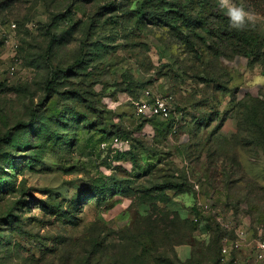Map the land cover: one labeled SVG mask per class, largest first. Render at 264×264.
<instances>
[{
  "label": "rangeland",
  "instance_id": "374dc122",
  "mask_svg": "<svg viewBox=\"0 0 264 264\" xmlns=\"http://www.w3.org/2000/svg\"><path fill=\"white\" fill-rule=\"evenodd\" d=\"M221 4L0 0V264H264V0Z\"/></svg>",
  "mask_w": 264,
  "mask_h": 264
},
{
  "label": "built area",
  "instance_id": "2783aa9c",
  "mask_svg": "<svg viewBox=\"0 0 264 264\" xmlns=\"http://www.w3.org/2000/svg\"><path fill=\"white\" fill-rule=\"evenodd\" d=\"M148 91H145V94L148 95ZM170 107L168 104V101L165 98L156 97L152 99H141L136 107V113L139 116H161L163 118H166L169 115ZM114 144L117 146L121 142L118 141L117 138L114 139ZM198 216L194 215L192 220L194 222L198 221ZM222 225V224H221ZM226 228H233L235 239L231 241V248H239L242 244V241L246 237V231L241 227H232L229 224H224ZM258 237L255 241V251H254V257L256 260L260 261L264 259V226H260L258 229ZM227 251V248L225 247L223 249V252L225 253Z\"/></svg>",
  "mask_w": 264,
  "mask_h": 264
},
{
  "label": "trees",
  "instance_id": "16d2710c",
  "mask_svg": "<svg viewBox=\"0 0 264 264\" xmlns=\"http://www.w3.org/2000/svg\"><path fill=\"white\" fill-rule=\"evenodd\" d=\"M228 27H231V28H228ZM222 28H223V31H225V34L227 33L228 35H233L231 37L232 38H237L238 40H241V39L245 40V35L244 34H248L249 33V36H250L249 39H251L250 42H249V45L252 46V44H253L252 42H255L256 45H259V47L261 46L260 45L261 44L260 43V38L258 36H256V35H251V32L250 31L248 32L249 29L247 27L238 28V26H235L234 24L233 25H231V24L226 25V23L225 24L223 23L222 24ZM53 41H54V39H51L48 49L51 48L50 46H51ZM254 116L258 117V118L261 117L262 121H258V123H256V128L261 130L264 133V111H263L262 114H254ZM152 117L166 119L168 116L166 118H163V117L158 116V115L152 116ZM241 192L245 193L241 197H243L246 200L250 199V197L254 194L253 191H252V188H248L247 189V187L242 188ZM239 199H240V197H239ZM66 221H68V220H66ZM179 229H180V227H176L175 225H172L171 231L173 233H179ZM132 247H133V250H132L133 259L135 261H138L139 258H140V254H141L140 250L141 249H143V250L147 249V245L142 243V242H140L139 240H136L135 242H132ZM152 261H155V260L152 259ZM259 262H264V259L260 260ZM108 263L109 262H107V264ZM134 264H136V262H134Z\"/></svg>",
  "mask_w": 264,
  "mask_h": 264
},
{
  "label": "clouds",
  "instance_id": "9594fccd",
  "mask_svg": "<svg viewBox=\"0 0 264 264\" xmlns=\"http://www.w3.org/2000/svg\"><path fill=\"white\" fill-rule=\"evenodd\" d=\"M224 2H225V0H222L221 6H224ZM228 15L230 16V18H231V20L235 26H239L240 24H242L244 22L245 13H244L243 9H241V8H236V7L229 8L228 9Z\"/></svg>",
  "mask_w": 264,
  "mask_h": 264
}]
</instances>
